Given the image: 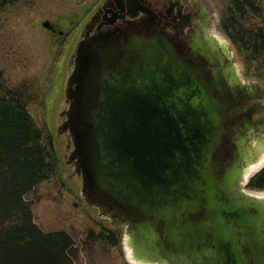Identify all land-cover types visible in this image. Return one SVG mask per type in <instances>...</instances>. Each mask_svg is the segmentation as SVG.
<instances>
[{
	"label": "water",
	"instance_id": "95a60500",
	"mask_svg": "<svg viewBox=\"0 0 264 264\" xmlns=\"http://www.w3.org/2000/svg\"><path fill=\"white\" fill-rule=\"evenodd\" d=\"M98 39L76 43L59 114L80 197L124 229L137 264H264V195L247 188L264 140L255 147L233 128L230 160L218 158L228 114L260 90L225 66L230 43L197 37L180 48L155 26Z\"/></svg>",
	"mask_w": 264,
	"mask_h": 264
},
{
	"label": "rangeland",
	"instance_id": "374dc122",
	"mask_svg": "<svg viewBox=\"0 0 264 264\" xmlns=\"http://www.w3.org/2000/svg\"><path fill=\"white\" fill-rule=\"evenodd\" d=\"M103 1L21 0L2 8L0 76L5 86L29 96L27 109L44 140L51 139L58 159L57 174L27 196L35 225L43 232L64 231L72 236L76 243L73 264H137L125 246L124 229L100 218L80 197V180L68 163L71 146L67 147L66 132L60 130L71 54L86 22ZM207 1L219 23L216 32L227 38L221 23L232 0ZM258 5V14L248 13L244 18L246 29L264 28V0H258ZM51 26L63 36L50 32ZM230 43L242 78L256 80L264 90V65L259 59H243L238 47ZM90 231L95 236L112 233L117 243L111 246L89 239Z\"/></svg>",
	"mask_w": 264,
	"mask_h": 264
},
{
	"label": "trees",
	"instance_id": "16d2710c",
	"mask_svg": "<svg viewBox=\"0 0 264 264\" xmlns=\"http://www.w3.org/2000/svg\"><path fill=\"white\" fill-rule=\"evenodd\" d=\"M20 1L0 0V10ZM258 6V0H232L221 27L243 59H259L264 65V28L243 25L248 13L258 14ZM28 99L5 86L0 76V264H73L76 243L72 236L41 231L27 200L39 184L58 172L51 139L44 140L27 109ZM247 188L264 191V167ZM105 234L95 236L90 231L88 238L116 245V235Z\"/></svg>",
	"mask_w": 264,
	"mask_h": 264
},
{
	"label": "flooded vegetation",
	"instance_id": "af4514ba",
	"mask_svg": "<svg viewBox=\"0 0 264 264\" xmlns=\"http://www.w3.org/2000/svg\"><path fill=\"white\" fill-rule=\"evenodd\" d=\"M89 21L93 24L89 26L85 24L81 37L83 34L101 37L102 39H98L99 45L105 41L119 43L131 34H148L154 26L180 48L187 46L197 37L204 42L218 37L230 43L229 39L222 38L220 33L216 32L219 23L207 0H104ZM49 29L56 36L62 35V31H57L53 26ZM201 61H204L203 58L196 59V62ZM229 62L236 64L234 56L230 60L225 59V66H228ZM69 64L73 68L72 54ZM205 73L208 76L206 79H211V72ZM243 81L251 85L257 82L246 79ZM258 86L260 87L258 92L252 90L254 98L243 100L240 105L232 108L234 110L232 114H228L227 123L232 131L218 155L221 162L230 160L228 153L234 148L230 141L235 139L233 128L238 127L241 134L248 135L255 147L262 139L264 140V90L259 83ZM229 90L232 95L236 92L234 88ZM217 94L219 95L218 92ZM234 101H237L236 98ZM256 159L263 161L264 151H261Z\"/></svg>",
	"mask_w": 264,
	"mask_h": 264
},
{
	"label": "bare ground",
	"instance_id": "6f19581e",
	"mask_svg": "<svg viewBox=\"0 0 264 264\" xmlns=\"http://www.w3.org/2000/svg\"><path fill=\"white\" fill-rule=\"evenodd\" d=\"M65 85V84H64ZM64 107H65V105H64ZM264 162V159H263V161H261V164Z\"/></svg>",
	"mask_w": 264,
	"mask_h": 264
}]
</instances>
